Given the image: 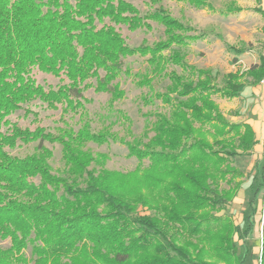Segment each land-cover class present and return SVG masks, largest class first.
Here are the masks:
<instances>
[{
  "label": "trees",
  "instance_id": "16d2710c",
  "mask_svg": "<svg viewBox=\"0 0 264 264\" xmlns=\"http://www.w3.org/2000/svg\"><path fill=\"white\" fill-rule=\"evenodd\" d=\"M176 1L215 10L209 0ZM144 3L146 9L128 0H0V240L7 242L0 245V264H213L200 259L206 247L198 240H208L209 221L220 220L214 213L242 187L236 178L243 172L232 161L259 143L253 127L230 122L214 96L232 100L246 82L259 84L264 58L244 72L214 74L191 65L183 49L211 35L224 41L222 34L174 16L165 0ZM243 10L231 2L219 12ZM139 30L159 37L130 45L125 31ZM226 47L237 55L250 50ZM135 56L146 58L145 73L127 65ZM169 64L182 70H169ZM36 72L59 82L41 84ZM123 74L148 89L144 105L160 101L166 107L148 113L153 120L131 141L93 130L86 108L90 89L109 95L111 104L123 100ZM35 101L60 111L62 124L51 130L13 120L24 110L36 123ZM77 115L78 130L72 124ZM110 141L124 144L139 161L134 170H110L109 155L88 147ZM34 143L32 153L14 152ZM47 143L62 147L60 172L51 166ZM253 182L256 199L264 191V167ZM253 212L264 218L263 197ZM241 224L218 246L225 257L236 255L237 264L246 262L238 251L254 228L246 213ZM259 260L264 264V234Z\"/></svg>",
  "mask_w": 264,
  "mask_h": 264
},
{
  "label": "rangeland",
  "instance_id": "374dc122",
  "mask_svg": "<svg viewBox=\"0 0 264 264\" xmlns=\"http://www.w3.org/2000/svg\"><path fill=\"white\" fill-rule=\"evenodd\" d=\"M134 3L141 9H146V0H128ZM214 6V11L208 9L198 10L189 6L184 2L176 0H165V4L172 11L174 16L190 22L196 28L210 29L215 32H221L224 35H228L231 42L235 41L239 47L243 46L244 40L242 38L250 39L249 44L253 48V56L258 59V55H264V35L262 32V26L264 20L260 14L253 12V0H209ZM231 2L238 3L244 8V11L234 15L223 16L219 10L225 9ZM125 35L132 46L139 45L144 39L148 41H154L159 37L157 31L149 32L147 30H139L134 33L125 31ZM215 38V37H214ZM216 41L212 39L209 42L199 41L192 43L188 48H184L183 51L187 53L186 61L197 62L198 65H208L211 62V54L222 53L224 48L222 44L215 45ZM212 43V46H210ZM210 46V47H209ZM212 49V50H211ZM169 54V52H167ZM231 58V55L225 54V57ZM227 60V59H226ZM126 63L132 70V73H145L148 69L146 58L141 56L129 57L126 59ZM169 70L181 71V67L169 64ZM35 77L41 84L56 85L59 79L52 75H47L41 72H36ZM122 88L126 91V96L123 100L111 104L110 96L103 93H97L93 89L86 91L85 96L90 100L87 103V110L89 117L92 119V127L95 131L109 129L119 137L131 141L133 137H140L145 129V126L152 119L148 113L155 110H165L166 107L162 105L160 101H155L154 104L144 105L142 97L147 94V88H140L136 85L134 77H126L121 75L118 79ZM214 98H219L214 96ZM222 103V101L220 100ZM32 109L39 112L38 121L33 123L34 116L29 115L25 117V111L20 110L16 112L13 120H17L21 125H28L31 128H35L37 125L46 126L51 130L62 124L60 120V111L53 112L42 108L39 101H35L32 104ZM34 106V107H33ZM38 106V108L36 107ZM72 124L76 130L81 126L79 122V115L74 116ZM70 118V116H68ZM72 118H70L71 123ZM153 120V119H152ZM228 120L231 121L230 117ZM235 120V119H233ZM36 144L22 146L14 152L20 155L32 153ZM47 146L53 148L54 156L50 160L51 166L55 172H60L64 169V160L62 158V147L59 145H51L47 143ZM88 147L94 153H106L110 159L106 164V168L110 170H117L121 172H129L134 170L139 161L135 157L128 155V149L124 144L120 142L110 141L107 144L98 146L94 143H90ZM258 151H254L252 154H246L235 158L232 163L241 172L242 177H237L236 182H242V187L238 192L237 197L232 203L226 204L221 210L214 213L219 221L211 219L209 223L212 224L213 233L208 237L207 241L202 239L198 240L200 246H205V250L200 254V259L207 263L213 264H237L236 255L232 252L229 257H225L224 251L219 249L218 246H223L221 242L228 233L236 231L234 227L239 226L241 230L243 224H241L242 214L246 213L251 216V223L254 228L249 236L245 239V245H240L238 253L240 257L245 259V264H261V244L264 234V218L261 214H254V209L257 207L258 201L261 197L264 200V191L255 199L254 189L251 187L254 183V177L258 176V180H261V174L264 167V156L257 155ZM260 152V151H259ZM149 162L144 161V165L147 166ZM255 184V183H254ZM221 187L227 188L228 184L223 181ZM205 227V226H204ZM237 240V237L235 236ZM195 240V239H194ZM219 244V245H218ZM239 244H241L239 242ZM1 246H7V242L0 240ZM30 253V250H28Z\"/></svg>",
  "mask_w": 264,
  "mask_h": 264
},
{
  "label": "crops",
  "instance_id": "0c3cea01",
  "mask_svg": "<svg viewBox=\"0 0 264 264\" xmlns=\"http://www.w3.org/2000/svg\"><path fill=\"white\" fill-rule=\"evenodd\" d=\"M253 2L254 4L251 10L257 14H260L262 19L264 20V13H259V12L254 11L256 7H261L264 11V0H262L260 3H258L256 0H253ZM230 15H234V14H230ZM223 16H228V15H223ZM261 30L264 35V23H263ZM216 33H219V32H216ZM220 34H222V36L224 37V41L215 35H211L207 37L206 39L199 40V41L209 42L212 39H214L216 41L214 43L215 45L222 44V46L224 47L222 49V53L211 54L212 60L206 66L198 65L197 62L195 63V62L187 61V63L194 65L198 68L211 69L214 74L218 72L219 73H229V72H237V71L244 72V71L249 70L253 66L259 65L261 63V59L264 58V55L262 56L258 55V59L256 60V57L253 56V53H254L253 48L249 44V41H251L250 39H247V38L241 39V40H244V42L242 43L243 44L242 47H250V50L246 51L243 54L237 55L234 51L227 49L226 43L236 46L237 48H242V47H239L235 41L231 42L230 39L228 38V35L226 36L221 32ZM210 46H212V43ZM225 54L231 55V58H227V56L225 57ZM235 57H238L239 59V61L236 64L233 62V59ZM218 97L221 98L220 96ZM214 99L216 103L218 104L221 112L224 114V116L227 119L228 117H230L231 119L230 122L250 124L253 127L254 131L256 132L257 138L259 139V143L256 146L255 151H258L257 155L261 157L264 156V152H263V149H264V85L261 82L257 85H254L250 82H246V85L244 89L241 91V94L238 98H234L232 100L221 98L220 100L222 101V103L220 102L218 98H214Z\"/></svg>",
  "mask_w": 264,
  "mask_h": 264
},
{
  "label": "built area",
  "instance_id": "2783aa9c",
  "mask_svg": "<svg viewBox=\"0 0 264 264\" xmlns=\"http://www.w3.org/2000/svg\"><path fill=\"white\" fill-rule=\"evenodd\" d=\"M261 83L264 85V77H263V79L261 80Z\"/></svg>",
  "mask_w": 264,
  "mask_h": 264
}]
</instances>
